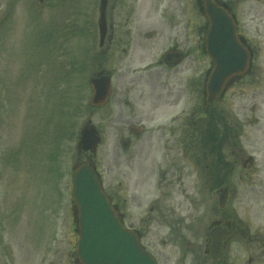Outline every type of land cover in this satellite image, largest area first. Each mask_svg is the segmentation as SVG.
<instances>
[{
	"label": "rangeland",
	"instance_id": "obj_1",
	"mask_svg": "<svg viewBox=\"0 0 264 264\" xmlns=\"http://www.w3.org/2000/svg\"><path fill=\"white\" fill-rule=\"evenodd\" d=\"M223 1H231L229 7L238 17L240 36L247 46L252 52H264V0ZM139 2L141 11L157 8L152 20L158 26L154 27L149 17L153 25L142 33L140 46L129 49L116 45L114 38L108 49L107 42L98 45L99 0H0V200H11L15 230L21 228L22 234L28 231L30 238L29 229L38 223L37 206L42 199L52 264H74L76 257L78 234L71 228L76 206L70 195L71 173L79 162L92 160L103 177L104 190L118 191L119 203L123 204L125 195L123 206L130 215L126 224L142 226L145 231L148 227L146 234H154L153 224L141 218L147 219V209L158 193L152 173L164 169L162 152L156 148L145 151L141 163L136 159L127 162L125 155L119 161L112 129V118L136 94L135 90L130 92L133 86L125 83L129 70L140 74L151 68L161 74L158 89L178 88L182 96L175 110L181 109L183 120L190 116L195 100L196 115L206 117L199 109L200 93L212 61L203 48L206 19L198 0ZM159 14L165 17L159 18ZM113 23L115 35L123 41L125 21L116 19ZM172 47L182 50L185 58L167 68L160 56ZM257 62L261 63V57L252 67ZM261 65L264 69V62ZM100 71L115 74L114 91L107 104L96 108L90 102L89 79ZM261 77L259 87L264 93V73ZM88 123L103 137L95 157L78 148L80 130ZM205 129L202 122L200 133ZM191 135L192 127L186 122L182 136L191 139ZM189 161L183 164L188 169V201L184 203L188 215L198 218V174ZM21 239L28 242L16 233L18 245ZM17 252L18 256L22 253Z\"/></svg>",
	"mask_w": 264,
	"mask_h": 264
},
{
	"label": "flooded vegetation",
	"instance_id": "obj_2",
	"mask_svg": "<svg viewBox=\"0 0 264 264\" xmlns=\"http://www.w3.org/2000/svg\"><path fill=\"white\" fill-rule=\"evenodd\" d=\"M230 2L219 3L236 18ZM140 4L139 0H108V31L103 42L108 43V49L114 38L116 45L138 47L148 25L158 26L152 20L157 8L141 11ZM116 19L125 21L123 41L114 33ZM168 20L172 27V20ZM262 52H249L246 72L227 81L222 94L203 110L206 117L196 115L195 100L190 116L183 120L181 109L175 110L182 96L179 89H158L161 74L151 68L146 73H124L125 83L133 86L130 92L135 90L136 94L112 118L118 160L125 155L127 162L136 159L141 163L146 158L145 151L156 148L162 152L164 169L152 173L158 192L149 212L154 234H146L148 227L146 231L136 227L141 245L157 264H264V93L259 87L264 73ZM259 57L261 63L252 67ZM107 73L115 79L114 73ZM202 93L205 97V90ZM186 122L192 127L191 139L182 136ZM202 122L209 125V132L200 133ZM188 159L198 174V218L188 215L184 203L188 201V169L183 164ZM108 190L119 195L118 191ZM9 202H0V264H52L44 203L39 201V220L29 229L28 238V231L22 234L21 228L15 230L14 209ZM113 205L121 220L130 218L120 203ZM16 233L28 242L21 239L18 245ZM18 249L22 251L20 256Z\"/></svg>",
	"mask_w": 264,
	"mask_h": 264
},
{
	"label": "water",
	"instance_id": "obj_3",
	"mask_svg": "<svg viewBox=\"0 0 264 264\" xmlns=\"http://www.w3.org/2000/svg\"><path fill=\"white\" fill-rule=\"evenodd\" d=\"M99 30L101 41L106 35V0H100ZM208 31L205 36V50L214 61L208 79V102H212L222 90L225 80L243 72L247 64L248 49L236 37L235 23L224 7L213 0H204ZM183 53L167 51L163 59L179 60ZM94 88L92 102L103 103L110 92V77L101 76L91 81ZM83 150L96 153L99 137L94 128L84 129L81 139ZM72 196L79 207L80 234L77 245L82 264H156L155 260L139 245L138 236L122 226L102 191L99 177L92 166L82 163L73 171Z\"/></svg>",
	"mask_w": 264,
	"mask_h": 264
}]
</instances>
